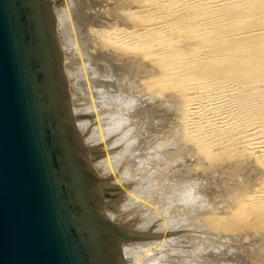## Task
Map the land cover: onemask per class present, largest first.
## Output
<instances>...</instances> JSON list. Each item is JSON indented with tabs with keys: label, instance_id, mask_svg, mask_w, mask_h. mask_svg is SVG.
I'll return each instance as SVG.
<instances>
[{
	"label": "bare ground",
	"instance_id": "bare-ground-1",
	"mask_svg": "<svg viewBox=\"0 0 264 264\" xmlns=\"http://www.w3.org/2000/svg\"><path fill=\"white\" fill-rule=\"evenodd\" d=\"M66 1L68 2L66 5H69V8H70L68 10V13H70V16L72 18L71 21H73V25L71 23V25L73 27L72 30L74 29L73 31H75L77 38H78V40H77L78 49L76 46H74L73 42H75V41H73V39H71L72 37H70V36H72L70 34L71 30L69 28V23L66 22V18H67L66 16L67 15L64 14L66 11L63 12L62 9H55V11L53 10L55 12V15H56V20H54L52 10H51L52 8L50 7V18L52 19V52L55 56V59L57 61L58 66H59V68H54L55 76H56V80H57V85H58V89H59V94L61 96H63L65 99L70 100V98H71V96L69 98V93H71V90L69 89V87L67 89V83H66L63 71L66 74H68L69 77L73 76V77H75L76 80H78L79 78H82V77H80V74L82 71L85 70L87 73V80H88V81L86 80L87 83L91 84V86L96 88V91H98V100L95 101L94 103L90 102L88 104H85V103H87L89 101L84 100V101H80L81 104L75 103L77 105H75L72 102L71 108H70V101H71L70 100L69 103L62 105L64 112H65V114H72L71 110L73 111V113L78 112L83 108H85V109H83V111H86L87 108H88V110L89 109L94 110L93 106H97L98 109H99V107L101 108V109H99V111H101V112L100 113L97 112L96 116L97 117L98 116L104 117L107 113H109L112 110H113V112L118 111L119 112V113L117 112L118 117L117 116L116 117L119 119V122H120L119 124H121V121L123 120L122 122L126 123L128 125L127 126L128 129L126 130V132L128 131L127 135H129L128 137H130L129 140L131 142V145L134 144V146H135V148L132 147L135 149V154H136L135 159H137V161H139V163H141L140 166H142V165L144 166V164L146 165V168L141 169V171H140V172H142L141 173L142 175L140 177H137V180L134 182L130 179L129 175L128 176L126 175L127 174L126 170H124V171L122 170L121 171L122 175L120 176L119 169H117V171L115 172V176H116L115 180L119 181L125 185V186L123 185L124 190L121 192H118L116 194L115 198L112 199V202H111L109 208H106V209L102 208L98 212V215H97V220L100 221L101 223H103L104 225H106L108 227H119V228H127L128 227L131 240H142V241H123V242L122 241H114V245H119L118 246L117 260H122L121 264L122 263L128 264V263H125V261H124L125 258L128 259L129 257H131V259H132L134 257V259H137L135 257L138 254L143 253L146 255V257L142 260L143 263L141 262V264H204L202 260L204 259V253H205L204 252V250H205L204 245L206 242H204L203 239H199V237H197V239H199V240H197V241H199V242H197L198 247H195L197 249L194 252L193 251L190 252L191 251L189 249L190 243L187 240H185L187 238H185L184 236H183L184 239L180 240V239H177V237H169V236H166L167 234L164 236H161V235H163V234H161L160 235L161 237H157V238L153 237V239L152 238L150 239V237H147L143 234L133 232V231H145V230H146V232H147V230L150 232L151 231L154 232V231H157V229H161V228H163L162 230L170 229V228L172 229V227H174V224H175V222L171 219L172 216L168 217V219L166 220V216L162 215L163 218H160V219H162L161 222H158V219L155 218L157 216V214L151 213V210H147V208L145 206H142V201H139V196L143 197L146 200L151 201V202L157 201L158 203H161L162 209H165L168 212V214L170 213V210L167 208V206L169 204L170 205L173 204V206L179 205L181 210H183L185 208L187 209V205H189L190 202L200 203L201 198L203 196L202 192L200 190V184L202 183L203 180H205V179H203V176L194 178L193 182H188L189 178L185 177L186 170H187V167L185 168L186 165L185 166L181 165L182 166L181 171H179L180 173L178 175L172 174L171 173L172 170L170 168L171 161L173 160V158H171V157H173V153H174L175 148L179 149V147L183 143H185L186 141L188 142L190 139L192 140L191 131H193V130L189 128L188 120H187V113L189 115V109L191 110V107H192L191 105L189 106V103H190L189 99H188L189 96H187L188 95L187 94L188 88H189L188 87V85H189L188 79L191 80L190 82H194V83H192V84H194L193 90H194V88H196V90H194L196 92L201 91V90H207L209 88L208 87L209 83H212V84L213 83L214 84L219 83L222 86H226V87H228L229 84L231 85V83H232V85H234V84L237 85L239 82H241V83L244 82L245 84H243V86H246V85L248 86V84L249 85L252 84L251 86H253V84L255 83V85H256L255 88L256 89L260 88V87H257V85L259 86V84H256V81H258V80L264 81V33L263 34L261 33L262 35L260 34L258 36H256V35H250L251 37L245 36L246 38H249V39L244 40L243 38H241L244 41H239L240 40L239 39L238 40L239 42L235 41L236 43H234V42L230 43V41L229 42L227 41L228 39L226 37L227 32H230V29L229 30L227 29L228 31L226 29L223 30V27L221 29V26H225V25L226 26H228V25L232 26V24L237 23V21H239V23H240L241 22L240 21L241 16L243 18L244 15L245 16L246 15L251 16L253 13H255V14L258 13V11H260V9H264V3L261 2V6H260V4H258V5H254L252 7V5L250 6V4H251L250 2H252V0H249V1H247V0H179V1H177L176 0L177 4L174 1L173 3H175L174 5L176 7L175 6L174 7H175L176 11L180 10L182 7H184L188 4L191 5L192 3H196V2L201 3L200 5L204 6V8H206L208 10L213 9V11H214V9H216V7L222 9L221 10L222 13H223V10H226V12H224V14H222L220 12L217 14H214V12L212 13L211 11L209 13L204 11V13H206V14L203 13L201 16L196 15L195 17L192 18V20L190 19L189 23H188L189 26L195 27L198 30H209L211 25L217 24V26L220 28V30L216 26V28L218 29L217 30L218 33L215 32V35L213 37H214V39H216L215 40L216 42H219L217 44L218 49L212 50V48H211V46L213 45L212 42L214 41L211 34L214 32V30H213V32H210V30H209L207 32L206 31L203 32V33L206 32L207 34L210 33L208 35V37L206 38V36H205L207 34L203 35V37L205 36L204 40L203 41L199 40L198 43L196 42L197 45H195V47L192 48L191 51H189V52H183L181 54L178 53L176 55H173L174 58H172L173 50H172V52L167 51V52L160 53V55H157L159 52L158 50L160 49L159 44L163 43L160 45H162V48L164 45L165 48L167 49L168 48V43H167L168 41H166V39H165L166 33L164 32V29L162 28L163 24L161 27L158 24H156V25L152 26L151 27L152 29L150 30V31L156 33V38L153 39L156 42H153V40L149 41V38H148V40L145 43L146 45H149L150 48L149 47L148 48H149V50H151L150 51L151 53L149 54L150 55V57H149L150 61L148 62L149 65L145 64L146 65L145 75L143 77H141V80L139 77L134 78V76H133L132 79L129 81H123L125 78L122 76V71L121 72L119 71L120 73L117 72V70H119L120 66L117 67L114 64V62L112 64L111 58L107 57L106 55H105L106 57L100 56V55H98L99 53L96 55H93L89 51H87V45H89L87 42L88 37L84 34L83 31H84V26L86 25V23H90L91 20H90L89 16L86 14L85 0H66ZM169 1H171V0H169ZM169 1L167 0V2H169ZM47 2H50V1L49 0H42V3H47ZM64 2H62V3H64ZM59 6H61V5H59ZM64 6L65 5H63L62 8ZM132 6L138 7L139 4L138 5L135 4V6L132 4ZM56 8H58V6H56ZM206 9H204V10H206ZM240 11L242 14H240ZM243 11L245 14L243 13ZM261 11H263V10H261ZM255 14H254V16H255ZM180 16H181V14H180ZM176 18H178V17H176ZM257 19L259 20L260 18H257ZM55 21H56V24H55ZM179 21L181 22V20H179ZM259 21H261V20H259ZM156 22H157V20H156ZM256 22L257 21H255L254 23H256ZM95 23H96V20H95ZM105 23H107V22H105ZM153 23H155V22H153ZM92 24H94V23H92ZM260 24H261V22H260ZM97 25H100V23L99 24L97 23ZM236 25L238 26V24H236ZM128 26L130 28L129 27L124 28L123 30L115 31L114 33H118V36L116 37V43L119 42L120 44H123V45L126 44V46L131 51H133L132 56H134L136 53H138V51H142V49H143L144 43L139 40L140 35H142V33H143V30H142V27L136 23L133 27H131L130 25H128ZM147 27H148V25H147ZM245 27H248V26H245ZM254 27H256V26H254ZM119 28H121V27H119ZM212 28H213V26H212ZM251 28H249V30ZM258 28H260V27L258 26ZM243 29H244V27H243ZM253 30H255V28H253ZM259 30L260 29H258V31ZM55 31L57 33V36L60 38L59 40L60 41L62 40V44H63L62 47H63L64 51L66 50L65 52L70 54L71 52H74L75 49H77V51L79 53V57H78L80 60L79 62H77V63L71 62L70 64H66V62H64L65 59H63L61 57V52H60L59 47H58L57 37H56ZM243 31H247V29H244ZM255 31H257V30H255ZM241 32L242 31L240 30V33ZM153 35H155V34H153ZM161 35H163L164 38ZM142 37H143V35H142ZM203 37H200V38H203ZM253 37H255V38H253ZM171 38L172 37L170 36L169 39H171ZM113 41L115 42V40H113ZM170 46H172V45H170ZM212 47L214 48L216 46L213 45ZM63 54H65V53H63ZM173 54H174V52H173ZM76 55H78V54L76 53ZM138 57H139V55H138ZM138 57L134 56L132 58V63L130 62V65L131 64H133V65L138 64V63H136L139 60ZM192 57H195V59L197 60L196 61L193 58V61L195 60V62L197 63L196 67H193V68H195L196 71H194L193 75L192 74L189 75L188 74V72H189L188 62H190V58L192 59ZM96 60L100 61L99 63L103 62L104 65H106L105 67H107V68H105V69L106 70L108 69L107 72L109 73L110 77L111 78L113 77V80H114L113 84H109L106 82L105 83L103 82L102 84H100V82H98L99 75L97 74L96 68H95L96 63H98V62ZM206 66H208V68H205ZM123 67H124V64H123ZM86 69H88V70H86ZM124 72H126V71L124 70ZM176 73H182L178 76L179 79L177 80L178 84H180V81L182 82L181 86L179 88L180 94L178 95V100L180 101V109H178L179 110L178 113H179V117L181 119V124H182L181 129L179 130L181 133L180 134L181 138L179 140L175 139L173 136V129H171L172 125L169 123V120H170V117L168 114L169 110L166 109V108L170 107V102L173 99L172 92H170V91L172 90V84L175 83V81H176V79L174 78ZM66 74H65V76H66ZM68 75H67V77H68ZM127 75L129 76V74H127ZM110 77H109V79H110ZM105 81H106V79H105ZM143 81L145 82L144 83L145 86L143 87L144 89H142V90L144 92L146 91L145 93H147V95H145L144 93H141V86L143 85L142 84ZM186 81H188V82H186ZM78 83H79V81H78ZM78 83L76 86L73 85V87L76 88V89H74V91L75 90L79 91L77 89V88H79ZM156 85H157V87H159L161 89V93H159L155 89ZM251 86H250V88H251ZM216 87H218V85H216ZM213 88H214V86H213ZM240 88H238V89H240ZM256 89H255V91H256ZM261 89H262V91L260 90L261 91L260 94L262 95V101H263L264 100V82H263ZM69 90H70V92L68 93ZM91 91H92V89H91ZM96 91H95V93H96ZM81 92H80V94H82ZM204 92L205 91H203L202 93H204ZM91 93H89V95ZM95 93H94V95H95ZM192 93L195 94L194 92H192ZM197 93H199V92H197ZM241 93H242V91H241ZM253 93L256 94L255 92H253ZM86 94L88 95V93H86ZM84 95H85V93H84ZM84 95H81L82 97L81 96H79V97L83 98ZM247 95H248V93L245 94V96H247ZM251 95H253L252 91H251ZM90 96H92V94ZM199 97H200V95H199ZM257 97H258V95H257ZM202 98H204V97H202ZM258 98H260V96ZM78 99H80V98H78ZM254 100L248 99V102L249 101L253 102ZM90 101H94V100H90ZM80 102H78V103H80ZM91 103L95 104V105H92ZM191 103H192V101H191ZM260 103H262V104H260L261 107H259L260 112H259L258 108L254 109V111H255L254 114H256L257 112L259 113L258 115L256 114L257 116H255L257 119H254V120L252 119L251 121L249 120L247 122V124L244 125L245 128L248 130L247 134L244 135V137L246 136L245 139L247 141L249 140V141L255 143L252 146L250 144L249 147H254V145H256V143L258 146V143H263V140H264V138H263L264 137V103L263 102H260ZM198 105H199V103H198ZM159 106L161 107V109ZM218 106H220V105H218ZM158 109H160L161 111H159ZM88 110H87V112H88ZM105 111H109V112L105 113ZM160 112H161V114H160ZM194 112L196 113V111H194ZM113 115H115V114H113ZM96 116H95V118H97ZM252 116H253V114H252ZM68 118H69V122H70L74 137H80L79 131L76 128V126L78 124H79L78 126H85L87 124L91 125V119H89V121L87 119H85V120H87L86 124H85V121L81 118L78 119L79 121L77 123H76L77 120L75 119V123H76V126H75L73 116H68ZM206 118H208V117H206ZM206 118H205V120H206ZM238 118H240V117H238ZM100 119H102V118H100ZM118 119H115V120L118 121ZM102 120H100V121H102ZM203 120H204V118H203ZM116 121L114 123L116 124V127H118L119 125H118V122L116 123ZM189 121H191V120H189ZM192 121H194V120H192ZM104 122H105V120H104ZM243 122H246V121L243 120ZM202 123H201V125H203ZM218 123H219V121H218ZM94 125H95V121H94ZM124 126H126V125H124ZM78 128L83 129V127H78ZM200 128H203V127L202 126L200 127V124H199V127H196L195 130L199 133V130L201 131ZM88 129H87L88 134H89L88 141H90V142H93V140L98 141V140L103 139V138L105 139V138L109 137V134L113 131L112 130L111 132H109L108 129L102 130L103 128H100V130H98L96 128L91 129V126H89ZM110 129H111V126H110ZM118 129L120 130V128H118ZM115 132H116V130H115ZM115 134H117V133H114L113 135L115 136ZM200 134L201 133H199V136H200ZM207 134H209V133H207ZM217 136H219V135H217ZM196 137H197V134H196ZM114 139L111 136L110 139H108V141L103 145V147H111V146H112V148L115 147L116 146L115 142L117 140V137L115 136ZM207 139H208V137H207ZM215 140H217V139H215ZM215 140H213V141H215ZM218 142H220V141H218ZM119 143H123V142L121 141ZM204 143H202V145ZM214 143H216V142H214ZM113 145H115V146H113ZM209 145H210V142H209ZM211 145H212V143H211ZM119 146L121 147L122 145H119ZM183 146H182V148H183ZM260 146L264 147V144L263 145L260 144ZM128 148L132 149L130 147H128ZM246 148H247V146H246ZM246 148H243V149L246 150ZM115 149H114V151H115ZM201 149L203 150V148H201ZM185 150H187V149H185ZM185 150L181 149L182 152H180L181 155L179 156L180 160L185 159V158L187 160V157H185V156H187ZM260 150H262V148ZM110 152L112 153L113 151L111 150ZM130 152H131V150H130ZM245 152H247V151H245ZM261 152H264V151H261ZM120 153L121 154L123 153V154L120 156L117 153L115 155V158H114V156L109 157L108 153H106L107 155L103 154V156L97 158V160H91V164H90L89 159H87L86 149L83 146V144L81 142V137H80V157L87 159V169L90 171V177H91L92 181H101V178L97 174H100V175L105 174L107 172L106 169L107 170L111 169V168L113 169L112 166L114 165V167H115V165L117 163H119L118 159H120V157H122L123 155L126 156V154L129 153V150L126 151V149H124V151H121ZM132 153H134V152H132ZM261 155H263V154H261ZM250 157H251V155H250ZM263 157H264V155H263ZM258 158H260V157L258 156ZM126 159H129V158H126ZM255 159H256V156H255ZM127 161H129V160H127ZM133 161H134V159H133ZM147 162H150L149 165ZM136 163L138 164V162H136ZM186 163H187V161H186ZM259 165L260 166L259 167L257 166V167L258 168L261 167L264 170L263 160H262V162H259ZM135 166H137V165H135ZM122 169H123V167H122ZM159 171H167V172L159 175V173H160ZM209 172L212 175V172L211 171H209ZM174 173H175V171H174ZM205 174H206V171H205ZM193 175H194V173H193ZM198 175H199V173H198ZM202 175H204V174L202 173ZM208 175H209V173L207 174V176ZM191 176H192V173H191ZM207 176L205 178H207ZM91 195L94 197V199L96 201V205H101L100 193H91ZM254 199L264 200V183L262 186L259 187V189L257 191L254 192V195L248 196L246 198V200L241 201L242 204L236 209V211L234 212V215L239 216L241 214H244V212L248 211L249 205H252L254 203V201H255ZM256 203H258V202H256ZM263 203H264V201H263ZM152 207H154V206H152ZM154 208H156V207H154ZM172 213H174V212H172ZM174 214H175V216L178 215L176 213H174ZM160 215H161V212H160ZM130 216L132 217V220H133L132 221L133 224H131L132 227H130V225L127 226V225L118 224L117 222H115V221H118L121 223L124 219H127ZM152 220L154 221V223H152V225L150 226V224H151L150 222ZM177 220H179V219H177ZM186 225H187V223H183V222L178 223L179 227L182 226L184 228ZM175 227H177V226H175ZM164 232L165 231H163V233ZM183 237L181 235V237H178V238H183ZM195 240H196V238H195ZM195 240H193V241H195ZM210 256H208V257H210ZM217 256H218V254H217ZM214 259H216V258L214 257ZM214 259H212V261ZM132 262H133V260H132ZM212 263H214V262H212Z\"/></svg>",
	"mask_w": 264,
	"mask_h": 264
},
{
	"label": "rangeland",
	"instance_id": "rangeland-1",
	"mask_svg": "<svg viewBox=\"0 0 264 264\" xmlns=\"http://www.w3.org/2000/svg\"><path fill=\"white\" fill-rule=\"evenodd\" d=\"M49 1L54 2V1H61V0H49ZM64 1L62 0V2H64L65 4L62 3L61 6L57 5L58 8H56V6H51L52 14H53L54 20H56V15L54 12L55 9H62L63 12L66 11L64 14L67 15L66 17L68 18V19L66 18V22L69 23V28L71 30L70 34L72 36H70V37H72L71 39H73V41H75V42H73L74 46H76L78 49V45H77L78 38H77L75 31H73L74 29L72 30L73 21H71L72 18L70 16V13H68V10L70 8H69V5H66L68 2L66 0H64ZM174 1L176 3L179 0H177V1L171 0L169 2H167V0H164V1L163 0H85L86 14L89 16V18L91 20L90 23H86L87 26L86 25L84 26V31H83L84 34L88 37L87 42L89 45H87V51H89L93 55H96L99 53L98 55H100V56L106 55L107 57L111 58L112 64L114 62V64L117 67L120 66L119 70H117V72L122 71V76L125 78L123 81H129L132 79L133 76H134V78L139 77L141 80V77H143L146 73V70H145L146 65L147 64L149 65V63H148L150 61V59H149L150 55L149 54L151 53L150 52L151 50H149V48H150L149 45H146L145 43L148 40V38H149V41L156 38V33L150 31L152 29L151 28L152 26L158 24L161 27L163 24L162 28L164 29V32L166 33L165 39H166V41H168L167 42L168 43L167 49L165 48L164 45L162 48V45H160V44H163V43L159 44L160 49L158 48L159 52L157 55H160V53L167 52V51L172 52V50H173L174 54L172 52V58H174L173 55H176L178 53L181 54L183 52H189V51H191L192 48L195 47V45H197L196 42L198 43L199 40L203 41L205 36H206V38L208 37V35L210 33L207 34L206 32L209 30H210V32H213V30H214V32L211 34L212 38L214 39L213 36L215 35V32L218 33L217 28H219V27L217 26V24L211 25L209 30H198L195 27L189 26L188 23H189V20L190 19L192 20V18L195 17L196 15L201 16L204 13V11H206L208 13L211 11L212 13L214 12V14H217L219 12L222 13V11H221L222 9L216 7V9H214V11H213V9L208 10V9L204 8V6H201L200 5L201 3L196 2V3H192L191 5L188 4L190 7L188 5H186V6L182 7L180 10L176 11V9H175L176 6L174 5L175 3H173ZM247 1H249V0H247ZM252 2H250L251 3L250 6L252 5V7L254 5H258V4H260V6H261V2L264 3V0H252ZM132 4L134 6H135V4L136 5L139 4V6L133 7ZM63 5H65V6L62 8ZM203 8L206 10H204ZM261 10L264 11V9H260V11H258V13H256V14L253 13L251 16H247V15L245 16L244 15L245 17L243 16V18L241 16V20H240L241 22L239 23V21H237V23H233L232 26H230L228 24H227L228 26H226V25L221 26L220 25L221 29L223 27V30L224 29H226V30L230 29V32H227L228 30L226 31L227 32L226 37L228 39L227 41L228 42L230 41V43H233V42L236 43L235 41L239 42V41H244L245 39H249L246 37H249L250 35L258 36L261 33L263 34L264 33V28H263L264 27V21H263L264 20V12ZM224 12H226V10H223L222 14H224ZM243 13H244V11H243ZM180 14L182 17L180 16ZM204 14H206V13H204ZM240 14H242L241 11H240ZM254 14H255V16H254ZM176 17H178L179 19ZM257 18H260L259 20H261V21H259ZM155 19L157 20V22ZM95 20H96V23H95ZM179 20H181V22ZM255 21H257V22L254 23ZM105 22H107L108 24ZM153 22H155V23H153ZM260 22L262 25L260 24ZM71 23H72V25H71ZM92 23H94V24H92ZM97 23L98 24L100 23V25H97ZM135 23L139 24L142 27L143 37H142V35H140L139 40L144 43L143 44L144 46H143L142 51H138L139 54L136 53L137 55L136 54L134 55L137 57L139 55V57H138L139 60H138V62H136L138 64H135V65L131 64L130 65V62L132 63V58L134 57V56H132L133 51H131L126 46V44L123 45V44H120L119 42L116 43V37L118 36V33H114V32L118 31V30H123L124 28H128L129 27L128 25L133 27L135 25ZM55 24H56V21H55ZM236 24H238V26ZM147 25H148V27H147ZM257 25L260 28H258ZM212 26H213V28H212ZM216 26H217V28H216ZM245 26H248V27H245ZM254 26H256L257 28ZM119 27H121V28H119ZM243 27H244V29H247V31H243L244 30ZM249 28H251V29L249 30ZM253 28H255V30H257V31L253 30ZM258 29H260V30L258 31ZM219 30H220V28H219ZM240 30L242 31L241 32L242 34L240 33ZM204 31H206V32L203 33ZM55 33H56V31H55ZM153 34H155V35H153ZM205 34H207V35H205ZM203 35H205V36L203 37ZM161 36L163 37V35H161ZM170 36L172 37L171 39H169ZM56 37H57L58 47H59V50L61 52V57L63 59H65L64 62H66V64H70L71 62H76V63L79 62L80 61L78 58L79 53H78L77 49H75L74 52H71L72 53V54L70 53L71 55L68 54L67 52H65L66 50L65 51L63 50L62 40L61 41L59 40L60 38L57 36V33H56ZM200 37H203V38H200ZM241 38H243L244 40H242ZM253 38H255V37H253ZM113 40H115V42ZM215 40L216 39H214V41H213L214 43L216 42ZM153 42H156V41L153 40ZM213 42H212V44L216 47L213 48L212 47L213 45H212L211 46L212 50L218 49L217 44L219 42H216L215 44ZM170 45H172V46H170ZM63 53H65V54H63ZM76 53L78 55H76ZM193 58L195 59V57H192V59L190 58V62H188V65H189L188 74L189 75L190 74L193 75L194 71H196L195 68H193V67H196L197 63L195 62L196 59L193 61ZM96 61L98 62V63H96V67H95L96 72L99 75L98 82H100V84H102L103 82L113 84V82H114L113 77L111 78L109 73L107 72L108 69L107 70L105 69V68H107V67H105L106 65H104L103 62L99 63L100 61H98V60H96ZM123 64H124V67H123ZM205 68H208V66H206ZM86 70H88V69H86ZM124 70L126 72H124ZM63 74H64V77H65V80L67 83V89L69 87V89L71 90V93H69L70 90L68 91L69 98L71 96L70 108H71L72 102L74 104L75 103L81 104L80 101L86 100L89 102H87V103L84 102V103L88 104L90 102L94 103L95 101L98 100V91H96V88L91 86V84L87 83V81H88L87 80V73L85 70L81 72L80 77H82V78H79L78 80H76L75 77H73V76L69 77V75L66 74L64 71H63ZM65 74H66V76H65ZM127 74H129V76ZM180 74H182V73H176L174 76V78L176 79V81H175L176 84L175 83L172 84V90L170 91V92H172L173 99L170 102V107L166 108L167 110H169L168 111V114L170 117L169 123L172 125L171 129H173V136L175 139H178V140L181 138V135H180L181 133L179 130L181 129V125H182L181 119H180L179 113H178L179 112L178 109H180V101L178 100V95L180 94L179 88H180L182 82L180 81V84H178L177 80L179 79L178 76ZM67 75H68V77H67ZM109 77H110V79H109ZM104 78L106 79V81ZM78 81H79V83H78ZM188 81H189V83H188L189 88H188V93H187L188 95L187 96L190 97V98L188 97L189 102H190L189 106L191 105L192 107H191V110L189 109V115L187 113V120H188L189 128L193 130V131H191L192 140L190 139L188 142L186 141L185 143H183L179 147V149L175 148L174 153H173V157H171V158H173V160L171 161L170 168L173 171V172L171 171L172 174L178 175L180 173L179 171H181V167L186 165L185 168L187 167V170H186L185 177L189 178L188 182H193L194 178L203 176V179H205V180H203L202 183L200 184V190H201L203 196L201 198L200 203L190 202V204L187 205V209L185 208L183 210H181L179 205L173 206V204H171V205L169 204L167 206V208L170 210L169 214L165 209H162L161 203H158L157 201L151 202V201H148L145 198L139 196V201H142V206H145L147 208V210H151V213L157 214V216L155 218L158 219V222H161L162 219H160V218H163V216H166V220L168 219V217L172 216L171 219L175 222V224H174V227H172V229L170 228V229L162 230L163 228H161V229H157V231H154V232H152V231L150 232L148 230H147V232H146V230L145 231H133V232L143 234L147 237H150V239L151 238L153 239V237H155V238L161 237V236H164L166 234H167L166 236L177 237V239H180V240L184 239V237H185V238H187L185 240H187L190 243L189 249L191 251L188 249L190 252H192V251L194 252L197 249V248H195V247H198L197 242H199V241H197V240L203 239L204 242H206L204 245V249H205L204 250V252H205L204 253V259L202 260L204 264H264V203H263L264 200L254 199L255 204L253 203L252 205H249L248 211L244 212V214H241L239 216L234 215V212L236 211V209L242 204L241 201L246 200V198L248 196L254 195V192L257 191L259 189V187L262 186L264 183L263 182L264 181V170L261 167L258 168L260 166L259 162H262V160L264 162V157H263L264 152H261V151H264L263 150L264 147L260 146V144L261 145L264 144V140L262 139L263 143H258V146L256 143V145H254V147H249L250 144L252 146L255 143H253L249 140L247 141L245 139L246 136L244 137V135H246L247 131H248L244 125H246L249 120L251 121L252 119L253 120L257 119L255 116H257L259 113L257 112L256 113L257 115L254 114V112H255L254 109L258 108V110L260 112L259 107H261L260 104H262L260 102L264 103V100L262 101V95L260 94L262 91L261 87H262L264 81H260V80L256 81V84H259V86L257 85V87H260L257 89L255 88L256 87L255 83L253 84V86H251L252 84H250V85L248 84V86L247 85L243 86V84H245L244 82L243 83L239 82L237 85H235V84L232 85V83H231V85L229 84L228 87L222 86L219 83H217V84L209 83V85L207 84L209 88L206 86L208 89L206 88L207 90L197 91L199 93L194 91V90H196V88H194V90H193L194 84H192V83H194V82H190L191 80H189V79H188ZM188 81H186V82H188ZM77 83H78V87H79L77 89L79 91H77V90L74 91V89H76V88H74L73 85L76 86ZM144 83L145 82L143 81V83H142L143 85L141 86V93H144L145 95H147V93H145L146 91L144 92L142 90V89H144L143 87L145 86ZM216 85H218V87H216ZM213 86H214V88H213ZM250 86H251V88H250ZM238 88H240V89H238ZM91 89H92V91H91ZM155 89L159 93H161V89L159 87H157V85H156ZM255 89H256V91H255ZM95 91H96V93H95ZM203 91H205V92L202 93ZM241 91H242V93H241ZM251 91H252L253 95H251ZM80 92L82 94H80ZM192 92H194L195 94H193ZM253 92H255L256 94H254ZM84 93H85V95H84ZM86 93H88V95ZM89 93H91L92 96L94 95V93H95V95L92 97V96H90L91 94L89 95ZM247 93H248V95L245 96V94H247ZM74 94L75 95L77 94V95L75 96ZM81 95H84V97L81 98L82 97ZM199 95H200V97H199ZM257 95H258V97L260 96V98H258ZM79 96H81V97H79ZM201 96L204 98H202ZM78 98H80V99H78ZM248 99L249 100L255 99V100L253 102L252 101L248 102ZM90 100H94V101H90ZM191 101H192V103H191ZM78 102H80V103H78ZM197 102L199 103V105ZM77 104H75V105H77ZM92 105H95V104H92ZM218 105H220V106H218ZM93 108H94V110H92V109L88 110V108H87L88 112H87V110L83 111V109H85V108L81 109L78 112H74V113L71 110L72 114H74L73 119H74L75 126H76V123L79 121L78 120L79 118L83 119L85 121V124H86L87 120L89 121V119H91V125L87 124L85 126H78L79 125L78 124L76 126L77 130L79 131L80 137H81V142L86 149L87 159H89L90 164H91V160H97V158L103 156V154L108 153L109 157L114 156V158H115V155L117 153L121 156L123 154V153L122 154L120 153L121 151H124V149H126V151L129 150V153L126 154V156L123 155L122 157H120V159H118L119 163H117L115 165V167H114V165L112 166L113 169L112 168L108 169V170L106 169L107 172L105 174H101V175L97 174L101 178V180H107L106 183L100 184V188L102 191V193H100L101 205H104L103 208L106 209V208L110 207L112 199L115 198L116 194L118 192H121L124 190L125 185L122 184L121 182L115 180L116 179L115 172L117 171V169H119L120 176L122 175L121 171L126 170L127 171L126 175L127 176L129 175L130 179L134 182L137 180V177H140L142 175L141 174L142 172H140V171H141V169L146 168V165L144 164V166L143 165L140 166L141 163H139V161H137V159H135L136 158L135 157V155H136L135 149H134L135 146H134V144L131 145V142L129 140L130 137H128L129 135H127L128 131L126 132V130L128 129L127 128L128 125L126 123H123L122 122L123 120L121 121V124L123 126L121 124H119L120 122H119V119L117 118L119 112L118 111L113 112V110L110 112L105 111V113L106 112H109V113H107L104 117L103 116L97 117L96 116L97 112L100 113L101 111H99V109H101V108L99 107V109H98L97 106H93ZM160 109H161V107H160ZM160 109H158V110L161 111ZM194 111H196V113ZM113 114H115V115H113ZM160 114H161V112H160ZM252 114L254 117L252 116ZM95 116L97 118H95ZM206 117H208V118H206ZM238 117H240V118H238ZM100 118H102L103 120ZM203 118H204V120H203ZM205 118H206V120H205ZM75 119L77 120L76 123H75ZM85 119H87V120H85ZM115 119H118V121H116ZM93 120L95 121V125H94ZM100 120H102V121H100ZM104 120H105V122H104ZM189 120H191V121H189ZM192 120H194V121H192ZM217 120L219 121V123ZM243 120L246 122H243ZM115 121H116V123L118 122V125H119L118 127H116V124L114 123ZM201 123L203 125H201ZM199 124H200V127L201 126L203 127V128H200L201 131L199 130V133H201L200 134L201 137L199 136V133L195 130L196 127H199ZM109 125L111 126V129H110ZM124 125H126V126H124ZM89 126H91V129L96 128V129L100 130V128H103L102 130L108 129L109 132H111L112 130L113 131L109 134V137H107L105 139L103 138V139H100L98 141L93 140V142H90V141H88L89 134L87 131ZM78 127H83V129H80ZM118 128H120L121 131ZM115 130H116V132H115ZM114 133H117V134H115V136L117 137V140H116V142L114 141L116 146L113 145V146H115L113 148L114 149L116 148L115 151L112 148V146L111 147H103V145L108 141V139H110L111 136L114 139V137H115L113 135ZM207 133H209V134H207ZM196 134H197V137H196ZM217 135H219V136H217ZM207 137H208V139H207ZM215 139H217V140H215ZM213 140H215V141H213ZM121 141L123 143H119ZM218 141H220V142H218ZM209 142H210V145H209ZM214 142H216V143H214ZM202 143H204V144L202 145ZM211 143H212V145H211ZM118 144L122 145V146L120 147ZM182 146H183V148H182ZM246 146L248 149L246 148ZM128 147H130V148L134 147V148L129 149ZM200 147L203 148V150ZM260 147L262 148V150H260L261 149ZM243 148H246V150ZM181 149L182 150L187 149V150H185L186 155H187L185 157H187V160H186V158L182 159V160L179 159V156L181 155L180 152H182ZM111 150L113 151L112 153L110 152ZM130 150H131V152H130ZM244 150L247 152H245ZM132 152H134V153H132ZM249 154L251 155L252 158L250 157ZM261 154H263V155H261ZM255 156H256V159H255ZM258 156L260 158H258ZM126 158H129V159H126ZM133 159H134V161H133ZM127 160H129V161H127ZM186 161H187V163H186ZM136 162H138V164ZM147 163L149 165L150 162H147ZM135 165H137V166H135ZM122 167H123V169H122ZM174 171H175V173H174ZM205 171H206V174H205ZM209 171L212 172V175ZM159 172H160L159 175H161L167 171H159ZM191 173H192V176H191ZM193 173H194V175H193ZM198 173H199V175H198ZM202 173L204 175H202ZM208 173H209V175H208L209 177L207 176ZM205 175L207 176V178H205L206 177ZM256 202H258V203H256ZM152 206L156 207L157 209L152 207ZM160 212H161V215H160ZM172 212H174L178 215L175 216V214ZM177 219H179V220H177ZM132 221H133L132 217L130 216L127 219H124L121 223L118 221H115V222H117L118 224H123V225H127V226L130 225V227H132V225H131V224H133ZM182 222L187 223V225L184 228L182 226L181 227L178 226V223H182ZM150 223H151L150 224V226H151L152 223H154V221L152 220ZM175 226H177V227H175ZM163 231H165V232L163 233ZM161 234H163V235H161ZM181 235H182V237L183 236L184 237L178 238V237H181ZM197 237H199V239H197ZM195 238H196V240H195ZM192 239L195 241H193ZM217 254H218V256H217ZM208 256H210V257H208ZM145 257H146V255L142 253V254H138L135 257L137 259H134V257L131 259V257H129L128 259L125 258L124 261H125V263H128V264H141L142 260ZM214 257L216 259H214ZM212 259H214V260L212 261ZM132 260H133V262H132ZM212 262H214V263H212ZM122 264H124V263H122Z\"/></svg>",
	"mask_w": 264,
	"mask_h": 264
},
{
	"label": "water",
	"instance_id": "water-1",
	"mask_svg": "<svg viewBox=\"0 0 264 264\" xmlns=\"http://www.w3.org/2000/svg\"><path fill=\"white\" fill-rule=\"evenodd\" d=\"M0 0V264H121L59 94L50 7Z\"/></svg>",
	"mask_w": 264,
	"mask_h": 264
}]
</instances>
